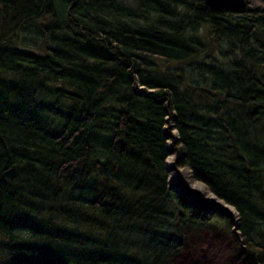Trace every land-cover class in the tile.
Masks as SVG:
<instances>
[{"label": "trees", "instance_id": "16d2710c", "mask_svg": "<svg viewBox=\"0 0 264 264\" xmlns=\"http://www.w3.org/2000/svg\"><path fill=\"white\" fill-rule=\"evenodd\" d=\"M169 150L264 264V0H0V264H178L232 228Z\"/></svg>", "mask_w": 264, "mask_h": 264}, {"label": "rangeland", "instance_id": "374dc122", "mask_svg": "<svg viewBox=\"0 0 264 264\" xmlns=\"http://www.w3.org/2000/svg\"><path fill=\"white\" fill-rule=\"evenodd\" d=\"M171 128H172L171 129L172 132L177 133L175 131V126H173V124ZM168 144H170V148L173 145L170 141H168ZM171 151L174 150H169L168 154ZM176 158H177V154H176ZM166 164H167V160H166ZM186 168L188 169L189 167L184 166V168L183 167L180 169L178 168L179 170L175 169V171L180 172ZM189 170L191 171L190 168ZM170 175H171V171L169 170V176ZM169 183L170 186L173 189L175 188L176 191H178V193L180 194L191 191L188 188H185L184 177L182 175H179L178 173L175 175L174 180H172V177L170 176ZM193 193H194L193 195L196 196V193L195 192ZM196 198L200 200V202L203 203L205 206L207 205V203H209L199 196H196ZM227 210L228 209L226 208V211ZM206 211L207 212L209 211L212 214L218 212L222 213V211L219 210L215 211L208 206ZM226 211L224 212V214L226 216H229V218L231 219L230 221L232 228L228 229L224 223H219V229L216 228L202 229L198 233L199 235L198 243H194V245H192L188 249V251L183 254V256L178 260L179 261L178 264H254V262L250 260L243 258L240 259V254L236 252V250L238 249L237 238L233 237L230 231H232V233H234L236 236H239L240 228H237V226H235V224L233 223L234 221L237 220L239 221V218L236 212L234 216L232 213L229 214L228 212L226 213ZM221 228L225 230L223 231Z\"/></svg>", "mask_w": 264, "mask_h": 264}, {"label": "bare ground", "instance_id": "6f19581e", "mask_svg": "<svg viewBox=\"0 0 264 264\" xmlns=\"http://www.w3.org/2000/svg\"><path fill=\"white\" fill-rule=\"evenodd\" d=\"M169 156L167 158V165L168 169L171 171V177L172 180H174L175 175L178 173L179 175H182L184 177V186L185 188H188L189 192L194 194L193 192L196 193V196H199L203 198L206 202L213 203V204H219L220 206L227 208L230 212H233L235 214V210L232 206L226 205L225 201L214 195L206 185H204L202 182L195 180L191 171L189 168L184 169L183 171L177 172L175 169L177 168L176 165V154L174 151L169 152ZM179 170V169H178ZM193 191V192H192ZM195 196V197H196Z\"/></svg>", "mask_w": 264, "mask_h": 264}, {"label": "water", "instance_id": "95a60500", "mask_svg": "<svg viewBox=\"0 0 264 264\" xmlns=\"http://www.w3.org/2000/svg\"><path fill=\"white\" fill-rule=\"evenodd\" d=\"M205 2L208 6H210L215 11H222V10L242 11V9H244L247 5V0H205ZM206 187H208V186H206ZM226 205H227V203H226ZM206 206L212 208L215 211H218V210L222 211V212L226 211V208L220 206L219 204L207 203ZM230 206H232V205H230ZM227 212H228V214L232 213L235 216V214L233 212H230L228 210L226 211V213ZM234 212H236V211H234ZM233 223L235 224V226H237V228H240L238 220L234 221Z\"/></svg>", "mask_w": 264, "mask_h": 264}]
</instances>
